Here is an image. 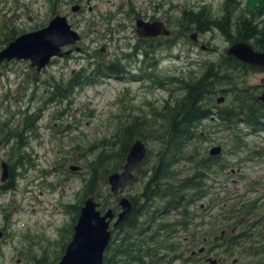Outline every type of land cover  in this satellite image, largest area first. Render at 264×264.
<instances>
[{
	"label": "trees",
	"instance_id": "trees-1",
	"mask_svg": "<svg viewBox=\"0 0 264 264\" xmlns=\"http://www.w3.org/2000/svg\"><path fill=\"white\" fill-rule=\"evenodd\" d=\"M241 2L242 0H224L222 13L216 17H211L204 6L198 11L183 8L176 21L177 29L171 35L144 42L138 37L132 52L115 56L110 61L91 62L87 67L74 70L69 76L62 75L58 78L49 75L47 79H42L36 70L31 75L27 74V90L31 86L28 102L34 99L35 103L39 101L42 105L26 107L24 111L17 110L15 119L11 115V119L8 118L0 125V151L4 149L9 171L8 179L0 183V193L13 190L14 177L22 176L35 167L26 148L30 138L36 135L37 123L46 105L65 103L69 106L76 89L94 84L105 77L124 79L125 74L132 78L143 74L154 86L168 91L167 98L159 106H151L150 103L145 108L140 107V112L133 106V111L131 109V112L122 115L123 118L117 121L109 136L84 147L93 156L83 157L85 172L80 179L79 198L73 204H64L65 213L71 216L70 223L57 229L60 237L54 243L59 242L61 251L54 260L60 258L70 240L73 225L85 198L94 196L100 202L102 210L112 208L113 211H119L120 195L114 196L110 192L107 177L111 172L122 169L128 149L137 138L146 144L147 153L128 186L132 188L133 183L140 184H136L133 193L126 194L131 204L130 210L112 229L113 235L105 249L102 264H162L165 260L168 261L174 250L171 237L175 228L188 229V223L192 219L202 216L203 210L214 207L217 200L212 195H215L218 187L215 188L214 184L207 185V179L211 177L210 173L222 171L226 166L220 161L218 153L210 154V150L203 144L212 140V133L228 131L230 145L238 149L247 146L244 141L245 131L239 128V124L245 125V129L251 127L253 135L264 131V127L259 129L264 126V101L258 98L260 89L245 81L249 71L261 69L252 68L227 54L226 49L221 58L206 59L197 68H189L176 75H157L154 71H149L148 66L153 62L156 65L158 63V59L154 57L156 49H168L181 42H190L187 34L193 31L200 34L216 30L230 43L242 39L249 41L256 50L264 49V10L257 9L258 11L253 12L248 8L240 9ZM53 13L54 10L51 14ZM16 33L14 28L9 29L5 40L14 39ZM140 49L144 57V67H140L143 71L142 74L133 75L121 63V59H133V53ZM38 84H44V89H41L43 94L37 100ZM217 94H222V100L227 97L226 103H218ZM63 115L62 110L57 115L54 114L53 118ZM70 127V124H66L65 130ZM231 152L234 150L231 149ZM251 153L256 156L263 154L258 149ZM250 185L253 190L255 186ZM204 201L205 204L202 203ZM259 201L258 198H244L241 206L228 209L233 214L223 215L222 219L233 218V223L238 222V210L242 207L243 213L251 217ZM197 209L202 210L200 215ZM165 216H169V219L172 217V220ZM164 231L166 235L159 239L160 232ZM222 239L227 244L226 252L230 254L236 246L242 244L233 235L223 236ZM27 254V264L53 263L52 260L49 261L47 245L41 246L39 254L29 251Z\"/></svg>",
	"mask_w": 264,
	"mask_h": 264
},
{
	"label": "rangeland",
	"instance_id": "rangeland-1",
	"mask_svg": "<svg viewBox=\"0 0 264 264\" xmlns=\"http://www.w3.org/2000/svg\"><path fill=\"white\" fill-rule=\"evenodd\" d=\"M52 3L58 4L57 8L70 14L68 20L73 29L77 30L80 40L75 44L77 47L70 50L71 56L52 58V62L39 72L42 79H47L49 75L58 78L62 75L69 76L72 69L79 70L91 62L110 61L115 56L132 52L138 38L133 10L142 14L141 19L154 16L164 21L173 32L177 29L176 21L183 8L198 11L204 8L203 4H208L210 6L205 7L209 8L207 12L212 16L221 15L223 8V1L219 0H92V10H88L84 2L83 12L74 15L68 6L62 5V0H11L1 3L0 6V49L12 40H5L12 26L17 31V36L31 31L34 27L46 25L50 17V11L46 9ZM5 5L12 8L8 9ZM239 8H248L253 12L263 11L264 0H242ZM13 13L18 16L13 21L7 20ZM30 15L34 17L33 20L29 19ZM4 20L9 22L7 27L2 25ZM87 22H93L97 30L88 33ZM187 36L190 42L155 50L154 55L158 59L157 69L152 70L155 74L176 75L186 69L197 68L206 59L221 58L229 46L226 38L216 30L200 33L197 43L196 37H191V32ZM133 54V59L122 58L121 63L129 66L133 75L142 74L143 68L140 67H143V51L140 49ZM33 70L35 69L30 66L29 60H12L0 65V125L8 118L11 119V115L15 119L17 110L24 111L26 107L42 105L39 101L35 103L34 99L28 102L31 86L27 90L29 85L26 83V76L31 75ZM124 77H105L94 84L84 85L75 90L69 106L65 103L46 105L42 111L36 135L30 138L27 147L35 167L24 172L22 176L14 177L13 190L0 193V264H27V251L39 254L43 245L48 246L49 261L56 262L58 259H54L61 251L59 242L54 243L60 237L57 229L68 225L71 217L65 213L64 204H73L79 198L80 179L85 172L83 157L93 156L84 147L109 136L117 121L123 118L122 115L131 112L133 106L140 112L141 108L150 103L151 106H159L168 96L166 89L157 88L151 80L140 77L135 79L129 74ZM263 77L262 70L249 71L245 81L250 85H257ZM38 85L37 100L43 94L41 89H44V84ZM220 95L222 94H217L216 97ZM226 101L227 97L218 103L223 104ZM64 107L67 108L64 110ZM62 110L64 115L54 119V114L57 115ZM66 124L71 125L70 129L65 130ZM238 126L245 131L244 141L247 146L238 149L232 147L228 131L212 133V140L203 144L207 150L218 147L220 161L226 166L222 171L210 173L211 177L207 179V185L214 184L215 188L218 187L214 189L215 195H212L217 200L215 208L206 210L207 214L195 220L209 223L206 226V235L210 237V241L205 244L207 247L212 246V241H219L214 236L218 235L219 227L222 226L218 222L227 214L228 209L239 207L244 198H258L264 203V131L253 135L251 129H245V125ZM79 146L83 148H77ZM254 149L261 150L263 154L256 156L251 153ZM3 151L4 149L0 151V161L4 159ZM71 166L75 168L72 169ZM136 184L140 183H133L132 188L127 186L124 194L133 193ZM250 184L255 186L253 190L256 191L252 190ZM243 210V207L238 210V218L249 217ZM169 216L165 218L172 220ZM215 222L218 224H214ZM165 235V231L160 232L159 239ZM186 242H192L194 250L200 247L195 240L183 239V245Z\"/></svg>",
	"mask_w": 264,
	"mask_h": 264
},
{
	"label": "water",
	"instance_id": "water-1",
	"mask_svg": "<svg viewBox=\"0 0 264 264\" xmlns=\"http://www.w3.org/2000/svg\"><path fill=\"white\" fill-rule=\"evenodd\" d=\"M72 8L75 10L74 6ZM136 32L140 37L170 33L163 21L147 22L141 18L136 19ZM195 35V32L191 33V37L195 38ZM79 38L78 32L72 28L66 16L55 15L46 26L21 33L1 48L0 64L11 59L29 60L30 66L39 72L52 57L69 54L70 50L63 52L62 47L75 44ZM226 51L252 68L264 69V50H255L247 41L238 40L229 45ZM222 98L219 97L217 101H222ZM259 99L264 101V91ZM217 148H211L209 153L217 154ZM146 153V144L139 138L135 139L128 149L122 169L111 172L107 177L113 195L124 192L134 176V171L139 170ZM0 167V180L4 182L8 176L7 163L2 161ZM118 205L120 211L116 213L112 208L102 211L94 196L85 198L73 225L71 238L60 258L52 264H102L111 237L110 226L115 227L131 207L129 199L125 196L120 197Z\"/></svg>",
	"mask_w": 264,
	"mask_h": 264
},
{
	"label": "flooded vegetation",
	"instance_id": "flooded-vegetation-1",
	"mask_svg": "<svg viewBox=\"0 0 264 264\" xmlns=\"http://www.w3.org/2000/svg\"><path fill=\"white\" fill-rule=\"evenodd\" d=\"M9 1H11V0H0V6H1V3H7ZM62 1L64 2V3H62V5L64 4V6L65 5H66V7L68 6L69 10L74 15H78L81 12H83V10H84L83 3L84 2L86 4L88 10H92V6L90 5L92 0H62ZM219 1H224V0H219ZM58 4H59V2H58ZM58 4L52 3L49 5V8L46 9V11L47 10L50 11L49 20L57 14H61V15L66 16V18L68 20L69 19L68 17L70 16V14L65 12V10L57 8ZM129 5L132 6V8H134L132 4H129ZM207 5L208 4H203L204 7ZM5 6L8 9L12 8L9 5H5ZM73 6H74L75 10H73V8H72ZM130 6H128V8H130ZM208 6H210V5H208ZM206 9H207V11L209 10L208 7H206ZM53 10L55 11V13L51 14V12ZM218 10H220L219 6H218ZM208 14L210 15L209 12H208ZM132 15L135 18L134 21L137 18H141V16H142L141 13H139L135 10H133ZM16 16H18V15L13 13L11 16H9V19H7V20L13 21V18ZM138 16H140V17H138ZM210 16L216 17V16H212V15H210ZM217 16H219V15H217ZM33 18L34 17L32 15L29 16L30 20H33ZM7 20L2 21V25L4 27H7L8 23H9V22H7ZM143 20H145L147 22H152L154 20H159V19H156L154 16H151V17H149V19L143 18ZM159 21H161V20H159ZM93 24H94L93 22H90V23L87 22L86 23L88 33H92V32L97 30V27L93 26ZM164 24H165V22H164ZM12 27L14 28V26H12ZM165 27L170 31L169 35H171L172 31L167 27L166 24H165ZM39 28H41V27H39ZM39 28L34 27L32 30L39 29ZM210 31H212V30H210ZM195 33H196L195 42L197 43L199 40V36H198L199 34L197 31H195ZM160 36H162V35L147 36V37H143L142 39L144 42L148 39L150 40L151 38H159ZM247 42L249 43V41H247ZM228 44L231 45L232 43L228 42ZM75 46L77 47V45L65 46L62 48V51L63 52L67 51V50L72 51V49H75ZM203 48H205V45L203 46ZM79 49L81 50V47H79ZM258 50H264V49H258ZM66 56H71V55L68 54V55L57 56V57L64 58ZM154 57H156V56H154ZM10 61H12V60H10ZM51 62H52V59L50 60L49 64ZM142 64L144 67L143 62H142ZM125 68L127 70H131V69H129V66H126ZM254 68L260 69L258 67H254ZM148 69H149V71H151V70L155 71L157 69L156 63H154V62L150 63L148 66ZM74 70L75 69H72L71 72H74ZM262 71H264V70H262ZM144 77H146V76L142 74L140 78H144ZM140 78L136 77L135 79H140ZM257 86L260 89L259 90L260 93H262V91H264V80H263V78L260 79V83L257 84ZM260 93H258V94H260ZM263 127L264 126H262L259 129H262ZM251 130H252V128H251ZM26 152L27 153L29 152L27 150V148H26ZM0 157H1V154H0ZM203 204H205V203H203ZM241 205H242V203H240L239 206H241ZM256 205H257V208L254 209V212H253L251 217L243 218V219H241L242 217L238 218L239 220L236 223H233L235 221V219H233V218L229 219V220H224V219L220 220L219 219L220 221L218 223L220 225L223 224L222 222H225V223L219 227L218 235L214 236V238H219V241L218 242L212 241V246L207 247L205 245L206 243H208L210 241V237H208V235H206V234H208V229H207L208 227H206L207 225H209L208 221L200 220L199 222H195V220L198 218H201L203 215L207 214L206 210L209 211L211 209H214L216 204H214V207H212L211 209L203 210L204 213L202 216H198L196 219H192L188 223V226H187L188 229H185L183 227L175 228L173 236L171 237V239L173 241L174 250L171 252L170 258L166 264H264V248H263V243H264V203L259 201ZM247 207H250V206L247 205ZM197 211H198V214L200 215L202 210L197 209ZM233 213H230L227 210V214H233ZM173 217L175 219H177V216L173 215ZM218 223L215 222L214 224H218ZM200 231H201V233H200ZM187 233L188 234L190 233V235H188ZM184 234H186V235H184ZM227 235H233L234 237L239 238L240 242L242 243L238 247L236 246L233 249L232 254L226 252L227 244H225L224 243L225 240L223 241V239H222L223 236H227ZM181 237H182V240H179V238H181ZM183 239H190V241L192 239V240L197 241V243L200 245L199 249L194 250L192 242H190V243L186 242V244L183 245ZM251 242H253V243H251ZM214 250H217L218 252H215ZM217 254H219L220 256H217ZM164 263H165V261H164Z\"/></svg>",
	"mask_w": 264,
	"mask_h": 264
},
{
	"label": "bare ground",
	"instance_id": "bare-ground-1",
	"mask_svg": "<svg viewBox=\"0 0 264 264\" xmlns=\"http://www.w3.org/2000/svg\"><path fill=\"white\" fill-rule=\"evenodd\" d=\"M258 98H259V96H258ZM250 129V128H249Z\"/></svg>",
	"mask_w": 264,
	"mask_h": 264
}]
</instances>
